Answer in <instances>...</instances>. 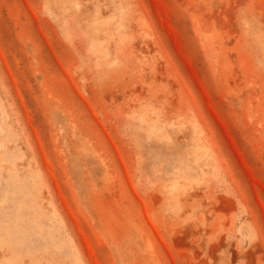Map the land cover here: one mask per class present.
Instances as JSON below:
<instances>
[{"label":"rangeland","instance_id":"rangeland-1","mask_svg":"<svg viewBox=\"0 0 264 264\" xmlns=\"http://www.w3.org/2000/svg\"><path fill=\"white\" fill-rule=\"evenodd\" d=\"M0 264H264V0H0Z\"/></svg>","mask_w":264,"mask_h":264}]
</instances>
